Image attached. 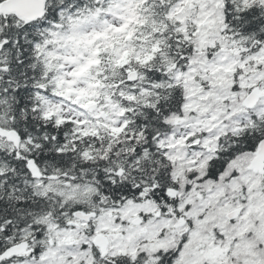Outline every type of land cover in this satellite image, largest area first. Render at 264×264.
Segmentation results:
<instances>
[{
	"label": "snow or ice",
	"instance_id": "obj_1",
	"mask_svg": "<svg viewBox=\"0 0 264 264\" xmlns=\"http://www.w3.org/2000/svg\"><path fill=\"white\" fill-rule=\"evenodd\" d=\"M0 264H264V0H0Z\"/></svg>",
	"mask_w": 264,
	"mask_h": 264
}]
</instances>
